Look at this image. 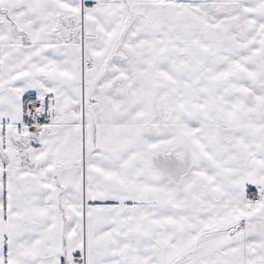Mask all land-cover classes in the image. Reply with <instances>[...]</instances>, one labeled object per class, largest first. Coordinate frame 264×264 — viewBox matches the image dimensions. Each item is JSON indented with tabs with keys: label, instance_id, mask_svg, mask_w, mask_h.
I'll list each match as a JSON object with an SVG mask.
<instances>
[{
	"label": "snow or ice",
	"instance_id": "obj_1",
	"mask_svg": "<svg viewBox=\"0 0 264 264\" xmlns=\"http://www.w3.org/2000/svg\"><path fill=\"white\" fill-rule=\"evenodd\" d=\"M0 264H264V0H0Z\"/></svg>",
	"mask_w": 264,
	"mask_h": 264
}]
</instances>
